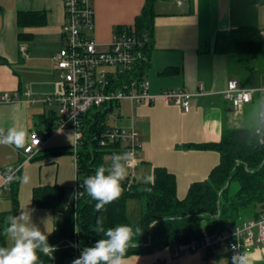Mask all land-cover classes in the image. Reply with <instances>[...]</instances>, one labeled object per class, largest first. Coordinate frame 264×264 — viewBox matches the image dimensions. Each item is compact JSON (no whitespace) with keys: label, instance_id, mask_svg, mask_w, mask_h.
Here are the masks:
<instances>
[{"label":"crops","instance_id":"0c3cea01","mask_svg":"<svg viewBox=\"0 0 264 264\" xmlns=\"http://www.w3.org/2000/svg\"><path fill=\"white\" fill-rule=\"evenodd\" d=\"M90 1L94 28L89 34L100 44L111 42L119 25H134L146 3V0ZM153 5V26L147 31L149 58L144 64L150 91L187 88L195 92L192 108L186 112L162 98L142 104L123 99L112 110H106V125L130 128L134 124L139 131L140 154L132 168V183H145L142 177L153 178L155 168L163 167L175 176L176 194L184 199L192 183L207 179L221 162L219 150L196 144L218 143L230 129L256 127L264 114V50L245 62L233 52L215 49L218 32L242 25L257 26L264 37V0H189L184 4L177 0H154ZM21 11L29 17L39 15L42 22L20 26ZM64 21L62 0H0V95L8 93L12 97L11 101H0V128L5 133L9 127L24 128L29 136L37 130L46 137L41 150L28 160L24 148L0 144V229L3 217L14 206L13 182L2 185V172L11 166L22 163L17 176L27 174L31 178L28 184L17 181L16 215L27 205L35 209L32 220L42 231L47 227L52 232L58 213L52 207L35 205L34 189L59 184L66 188L64 205L73 199L78 168L76 132L69 126L59 129L58 103L43 100L65 89L54 59L64 46ZM231 78L237 79L241 86L255 89L253 99L240 108L224 95ZM199 82L204 83V93H196ZM139 202L142 213L143 202ZM46 216L51 217L47 225ZM11 246L7 237L6 247ZM178 246L172 244L131 254L126 261L205 264L204 259L212 252L203 248L180 254ZM255 246L256 239L246 234L241 254L254 257ZM233 256L225 244L217 248L213 262L233 264Z\"/></svg>","mask_w":264,"mask_h":264},{"label":"trees","instance_id":"16d2710c","mask_svg":"<svg viewBox=\"0 0 264 264\" xmlns=\"http://www.w3.org/2000/svg\"><path fill=\"white\" fill-rule=\"evenodd\" d=\"M153 4L154 0H146L134 25L117 28L128 26L137 34L141 30L147 33L153 26ZM26 13H18L20 26L42 22L39 15L29 17ZM144 49L149 54V42L144 43ZM215 49L233 52L246 62L264 50V37L257 26L242 25L218 32ZM106 121V111L101 109L91 110L84 116L83 136L76 150L77 185L81 192L76 202L64 205L66 188L59 184L34 189V204L52 207L58 213L48 236L49 244L57 250L51 258L38 251L39 264H54L55 261L56 264H72L81 254L76 256L70 242L75 240L81 249L94 246L96 241L107 238L96 230L100 226L107 230L123 224L131 225L134 231L141 230L139 236L133 237L132 243L136 246L128 248V256L192 240L201 242L204 231L221 233L249 218L258 219L264 213V114L256 127L230 129L218 143L196 144L219 150L221 162L207 179L192 183L184 199L176 194L175 176L163 167H156L151 183H131L127 177L121 182L122 195L97 212L96 201L81 186L83 180L93 175L100 165H111L107 155L125 152L121 141L105 145L99 142L100 134L107 128ZM229 177L231 180L226 186ZM12 190L13 211L3 217L0 247H6V218L16 215L19 207L17 181H13ZM131 196L143 202L141 219L136 222L128 217L127 201ZM77 225L79 232L75 230Z\"/></svg>","mask_w":264,"mask_h":264},{"label":"built area","instance_id":"2783aa9c","mask_svg":"<svg viewBox=\"0 0 264 264\" xmlns=\"http://www.w3.org/2000/svg\"><path fill=\"white\" fill-rule=\"evenodd\" d=\"M187 1L189 0H177L179 4ZM62 2L65 12L62 26L64 46L56 53L54 59L55 68L61 73L65 89L63 93L47 95L43 100L58 103L60 115L58 128L67 126L74 128L77 145L83 136L84 116L91 110L106 111L109 108L112 110V107L123 99L142 104L162 98L168 103L180 106L186 112L191 110V98L195 92L187 88H170L159 93L150 91V81L143 69L149 57L144 49L145 42L134 29L128 26L122 29L116 28L112 41L100 44L89 34L94 28V8L91 1L62 0ZM198 88L196 93H204L203 82H199ZM254 91L255 89L241 86L237 79L231 78L224 95L235 107L240 108L253 99ZM11 100L12 97L8 93L0 95V101ZM115 141H121L125 145L124 153L135 154V159L131 160L129 168L130 181L132 168L134 169L135 160L140 154L139 131L134 124L130 128L107 126L100 134L99 142L105 145ZM45 143L46 137L43 133L32 131L30 140L23 149L25 160L37 154ZM21 165L22 163L8 169L17 170V173ZM6 171L2 172V185L7 182L4 176ZM77 192H80L78 185L74 189V193ZM77 198L73 195L71 201L76 202ZM246 234L250 239H257L264 245V213L258 219H250L221 233L204 231L201 242L192 240L180 244L177 251L181 254L209 248L212 252L208 259H204V263L214 264L217 248L225 244L234 256L239 257L242 239ZM70 245L75 248L77 257L82 254L83 249L76 241H71Z\"/></svg>","mask_w":264,"mask_h":264},{"label":"clouds","instance_id":"9594fccd","mask_svg":"<svg viewBox=\"0 0 264 264\" xmlns=\"http://www.w3.org/2000/svg\"><path fill=\"white\" fill-rule=\"evenodd\" d=\"M30 136L27 129L9 127L5 133L0 128V144L15 146L17 149L24 148L29 141ZM131 158V159H127ZM135 159L133 152L114 153L111 157V165L105 167L100 165L96 168L93 175L87 176L81 185L88 196L96 201L95 210L100 212L104 210L105 205L118 199L123 192L121 182L129 175L131 160ZM17 170L8 169L4 174L8 183L19 181L24 184L30 183V176L24 174L16 175ZM145 183H151L152 177H142ZM150 190V189H147ZM81 192L74 193L77 198ZM35 209L24 206L18 215L8 216L6 218L7 226L4 234L12 241L11 247H0V264H39L38 251L52 257L57 250L55 246L50 245L48 236L51 231L47 227L42 231L32 220ZM51 217L46 216L45 223ZM77 232L78 225L75 229ZM99 233H103L106 239L96 241L92 247H86L82 250L79 258L72 264H127L126 252L129 247H135L132 243L134 236H139L141 230L135 231L131 225H118L105 230L102 226L96 228ZM233 264H250V254H239V257L233 256Z\"/></svg>","mask_w":264,"mask_h":264},{"label":"rangeland","instance_id":"374dc122","mask_svg":"<svg viewBox=\"0 0 264 264\" xmlns=\"http://www.w3.org/2000/svg\"><path fill=\"white\" fill-rule=\"evenodd\" d=\"M112 68V67H109ZM61 75V73H60ZM112 155H107L106 158L111 162ZM130 175V173H129ZM129 178V176H128ZM139 198L137 196H131L128 198L127 211L128 217L131 222L139 221L141 219V204L139 202ZM256 233L258 229L256 228ZM75 241V240H74ZM256 252L253 256H250V264H264V245L256 239ZM75 251V250H74ZM252 261V262H251ZM255 261V262H254Z\"/></svg>","mask_w":264,"mask_h":264},{"label":"water","instance_id":"95a60500","mask_svg":"<svg viewBox=\"0 0 264 264\" xmlns=\"http://www.w3.org/2000/svg\"><path fill=\"white\" fill-rule=\"evenodd\" d=\"M139 36L142 38L143 42H147L148 39H149V37H148V35H147V33H146L145 30H141V31L139 32ZM263 106H264V105H263ZM263 113H264V107H263ZM230 180H231V177L228 178V181H227L226 186L230 183ZM54 264H56V261L54 262Z\"/></svg>","mask_w":264,"mask_h":264}]
</instances>
